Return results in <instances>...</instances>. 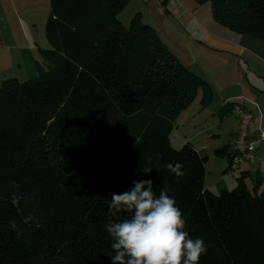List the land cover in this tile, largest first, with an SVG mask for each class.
<instances>
[{"label": "trees", "instance_id": "16d2710c", "mask_svg": "<svg viewBox=\"0 0 264 264\" xmlns=\"http://www.w3.org/2000/svg\"><path fill=\"white\" fill-rule=\"evenodd\" d=\"M129 1L49 0L38 75L0 84V264H112L105 225L129 214L110 209V193L149 179L157 196L166 187L174 198L189 237L203 239L198 264H264L259 175L240 171L216 194L204 187L207 157L189 142L171 146L173 120L198 88L207 106L211 86L138 13L128 25L118 19ZM194 1L264 40V0ZM226 150L214 152L230 163ZM177 162L179 178L166 167Z\"/></svg>", "mask_w": 264, "mask_h": 264}, {"label": "rangeland", "instance_id": "374dc122", "mask_svg": "<svg viewBox=\"0 0 264 264\" xmlns=\"http://www.w3.org/2000/svg\"><path fill=\"white\" fill-rule=\"evenodd\" d=\"M136 13L143 23L154 29L180 63L211 86L212 98L207 106L201 105L202 89L198 88L193 99L195 102L173 120L169 134L171 146L179 148L185 138L195 145H205L200 152L207 157L204 187L216 194L223 188H232L240 171L227 167L225 153L214 152L229 148V130L235 122L231 112L220 114L219 95L237 100L239 96L249 97L254 93L264 106V40L231 31L216 22L210 2L130 0L117 17L128 25ZM38 44L43 45L44 40ZM37 75L36 70L30 77ZM227 117L229 119L220 124ZM192 135L196 137L191 139ZM222 176L225 183L220 181Z\"/></svg>", "mask_w": 264, "mask_h": 264}, {"label": "clouds", "instance_id": "9594fccd", "mask_svg": "<svg viewBox=\"0 0 264 264\" xmlns=\"http://www.w3.org/2000/svg\"><path fill=\"white\" fill-rule=\"evenodd\" d=\"M175 177L184 175L179 162L166 165ZM152 168L143 167L145 173ZM152 180L133 181V186L122 193H110V209L129 214L128 218L105 225L114 243L112 264H198L207 249L202 238H191L185 229V220L174 198L162 188L157 196ZM20 197L14 195L12 203ZM36 217H25L29 223ZM10 227L16 228L15 222ZM18 235L21 233L18 231Z\"/></svg>", "mask_w": 264, "mask_h": 264}, {"label": "crops", "instance_id": "0c3cea01", "mask_svg": "<svg viewBox=\"0 0 264 264\" xmlns=\"http://www.w3.org/2000/svg\"><path fill=\"white\" fill-rule=\"evenodd\" d=\"M49 11V0H0V84L9 78H16L20 81L31 79L30 75L36 73V61H40L39 48L48 47L44 35V26ZM43 40V45L38 44V41L43 43ZM239 97L237 100L241 99V101L238 100V103L253 114L250 133L251 135H257L261 116L264 114V106L259 102L258 95L254 93H251L249 97ZM230 99L232 97L223 98L222 95H219L220 108L228 101H237ZM192 102H195V100ZM232 115L235 117V122H233V126L229 130L231 142L227 149L229 154L233 152V139L237 129V117L234 114ZM227 119L229 117L220 121V124ZM194 137L196 135H192L191 139ZM185 142L191 143L189 138L181 141L182 144ZM191 144L202 155L200 152L205 145ZM228 166L229 160L227 159ZM238 169L239 171H247L251 176L257 173L261 180L258 190L264 191V144H261L255 150V159L253 161L241 164ZM225 175L226 173L223 174V176ZM220 181L225 183V177L220 179ZM246 181L249 185L253 182L251 179Z\"/></svg>", "mask_w": 264, "mask_h": 264}, {"label": "built area", "instance_id": "2783aa9c", "mask_svg": "<svg viewBox=\"0 0 264 264\" xmlns=\"http://www.w3.org/2000/svg\"><path fill=\"white\" fill-rule=\"evenodd\" d=\"M231 113L237 117L238 123L229 167L236 170L241 164L253 161L255 150L264 144V114L261 116L257 135H251L250 125L253 120L251 111L236 101L232 104Z\"/></svg>", "mask_w": 264, "mask_h": 264}]
</instances>
